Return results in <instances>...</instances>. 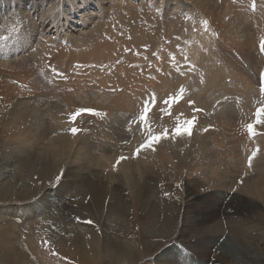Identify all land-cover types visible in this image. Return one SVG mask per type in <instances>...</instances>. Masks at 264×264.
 <instances>
[{"label": "bare ground", "instance_id": "1", "mask_svg": "<svg viewBox=\"0 0 264 264\" xmlns=\"http://www.w3.org/2000/svg\"><path fill=\"white\" fill-rule=\"evenodd\" d=\"M24 1L5 0L4 6L14 7L19 16L4 15L0 7V133L14 145L9 150L21 155L14 153L13 165L0 166V173L5 170V178L10 177L0 182V200L22 201L34 189L26 178L52 180L65 168L67 176L78 172L79 180L61 184L58 194H80L77 203L67 199L80 207L79 214H93L108 226L116 212H125L128 196L132 197L136 205L147 206L144 224L152 234L174 230L178 238L190 242L192 255L186 256L175 244L144 261L135 243L119 242L105 231L76 230L59 213L67 196H62L63 200L57 197L59 203L52 205L40 189L38 196L36 193L23 202L26 205L0 207V264H232L226 254H211L207 239L226 233L243 247L254 242L264 246V122L255 124L251 115L252 100L259 93L256 79L233 58L235 50L261 49L258 40L264 36V0H254L255 9L253 0H108L107 6L101 0H28L22 6ZM110 11L128 16L129 22L113 26L101 39L95 33L108 25ZM27 14L33 16L37 31L26 24L28 20L23 21ZM196 18L197 26L208 18L211 30H204L202 24L191 33ZM75 26L79 30L72 32ZM140 45L147 50L136 57ZM259 54L264 56L262 51ZM20 56L21 64L17 62ZM194 58L191 69L181 65ZM75 62L83 66L75 67ZM92 63L104 67L94 69ZM47 64L65 74L46 70ZM91 80L96 85H89ZM181 86L194 91L172 105L171 115H158L154 110L165 107L162 100ZM119 88L123 89L117 91ZM82 89L90 94L85 101L70 98L71 92ZM152 95L157 105L148 114L147 124L156 123L151 126L153 134L168 129V138L134 155L147 138V124L142 130L138 120L132 129L125 123L139 115L143 101ZM225 95L235 100L232 108L224 106L226 102L218 105ZM196 106L208 110L209 115L193 112ZM84 107L104 109V120L112 118V125L100 124L88 115L72 121L71 115ZM177 117L180 123L194 118L198 126L190 129L191 135L173 139ZM249 121L254 122L255 135L245 130L244 123ZM74 122L84 132H64L63 128ZM205 125L213 126V132L203 133ZM189 140L192 145L186 147ZM183 151L192 158L189 166L183 165L185 176L179 178L185 185L182 194L178 192L181 201L174 203L177 212L166 202V207L159 208L158 200L148 196L157 177L151 173L156 167L166 172L167 166L184 163L180 158ZM253 151L257 155L249 166L248 156ZM121 156L126 159L117 164ZM86 195L89 198L85 199ZM35 212L40 219L31 220ZM180 212L189 215L175 228ZM51 219L59 224L49 234L44 225H51ZM37 228L40 237L48 234V242L58 241L60 255L56 258L61 262L46 258L37 247L32 239ZM259 261L264 264V254Z\"/></svg>", "mask_w": 264, "mask_h": 264}, {"label": "rangeland", "instance_id": "2", "mask_svg": "<svg viewBox=\"0 0 264 264\" xmlns=\"http://www.w3.org/2000/svg\"><path fill=\"white\" fill-rule=\"evenodd\" d=\"M26 2H28V0L24 1L22 6H24L25 4L27 5ZM100 2H103L102 4L105 3V6H107L108 0H101ZM0 3H1L0 7H1L2 14L4 13V15L8 14L9 16H13L14 14H16V12H18V10L15 11L14 7H10V5H6V7H5L4 6L5 0H0ZM4 7H5V9H3ZM64 7H66V6H64ZM26 9L22 8V10H26ZM66 9H67V7H66ZM29 10H30V8H28L26 11L28 12ZM27 15L29 17L25 16V19L23 18L24 20L23 19L22 20L24 22H25V20H28V21H26V24H31L32 29L37 27L36 29H33L34 31H37L38 26H37V24L34 23V20L31 19L33 16L31 17L29 14H27ZM16 16H19V14L18 15L16 14ZM34 18H36V15H34ZM30 22H32V23H30ZM73 28L74 29L72 32H74L76 29L79 30V27L75 26ZM241 38L244 41L250 40L247 37H241ZM259 52H261V49L250 46V47L242 49V50H235V52L233 53V56H234L233 58L237 61L238 66L244 72H246L247 75H249L250 77L255 78V79H256V77H255L256 72L258 70L260 71L261 66L264 65V56H261L259 54ZM238 53L240 56L237 55ZM25 61H28V59H26ZM17 62L19 64L22 63V56L19 57V60ZM184 88L187 90V94L184 93V95H186V96H189L191 94V91H194L193 89L190 90L187 87H184ZM89 95L90 94H89L88 90L82 89V90H77L75 92H71L70 98L74 99V100L85 101L87 99V96H89ZM228 119L231 121H236V119H233V118L228 117ZM2 139L3 138L1 137V133H0V166L4 165L5 163H8V162L13 165L14 164V162H13L14 153H16L15 155H18L17 157H21V155L17 152L10 151L9 147H11L12 144L9 141H5L4 139L3 140ZM189 144L192 145V141L189 140V142L186 144L188 146H186V147H189L190 146ZM12 146H14V145H12ZM13 149H14V147H13ZM183 153L181 154L180 158H182V160H184V163L181 161L179 163H175V167H173V168H172V166H167L166 172H165V170L156 167L153 169L154 171L151 173V175L153 177H155V175L158 177L159 173L161 174L158 178L155 177V180H156L155 186L152 189V191L149 192V195H148L151 200L153 198H156V200H158L159 203H156V205L158 204L157 206H159V208L166 207V205L164 204V202H166L169 205V208L171 205H173V210H172L173 212H175V211L177 212V210L174 209V207H175L174 203L181 201L179 194L180 195L182 194V188L185 185V183H182V185L179 183V178L185 176L186 172H184V171H186V167L189 166L190 159L192 158V156H190L187 152L185 153L183 151ZM183 165L186 167H184ZM65 172H66V169L63 168V171L56 175V177L57 176L61 177L59 181L56 180V177H54L52 180H47V179H43V178L40 179L37 177L26 178L25 180L29 184V186H32L34 188L32 191L33 194L32 193H31V195L29 194L28 197H34V194H36V193L38 196L39 195L38 192L41 189V190H45L44 194L47 195V198L52 200V205H55L58 202L59 197H60L59 199L63 200L62 196H67L65 199L66 202H67V199L72 200L74 202L78 201L80 199V194H78V193L75 195H73V193H69V192H67L63 195H62V192L60 193V195L58 194V192H59L58 186L61 187V184H63V183H73V182L76 183L79 180L80 174L78 172H76L74 174L68 173V176L64 174ZM187 172L190 173L191 170L188 169ZM0 175H1L0 176V182L2 181L3 183L8 181L9 180L8 178H10V177L5 178L7 175V172L5 170L3 173H0ZM72 175H74V176H72ZM157 179H159V180H157ZM3 180H6V181H3ZM182 180H184V178H182ZM3 183H0V184L2 185ZM22 184L23 183H21V185ZM231 190L232 189H230V191H229L230 196H232L231 194H233V192ZM114 191H115L114 193H117V190H114ZM124 192H126V191H124ZM178 192H179V194H178ZM224 192H226V191H224ZM211 194L212 195H218V191H211ZM117 195H118V193H117ZM125 195L128 196V193L126 192ZM28 197L24 198L22 201H17V202H15V201L11 202V201H6L5 199L4 200L2 199V200H0V207L7 208V207H10L11 205H13L11 207H14V206L21 207L22 205H26L23 202L28 200L29 199ZM87 198H89V195H86L85 199H87ZM21 203H23V204H21ZM67 203H66L65 207L67 206ZM76 203H68V206L66 208L65 207L61 208L60 207L61 205L59 206L60 207L59 213L62 214L61 217L63 218V220H65L68 224L74 226L76 228V230H84V229H93L94 230L95 229L94 230L95 234H96V232H98L100 234L101 231H105V232H108V234H110L111 237L113 236L115 240L117 239V241H119V242L126 243V241H127V242H130L133 244L135 243L136 247L141 248L142 253L140 254L139 258H141L142 260L144 259V261H146V260L149 261V259L155 258V256H158L167 247L174 246L175 244H177L179 246L181 251L182 250L184 251L186 256L189 257V255H192L190 253V250H189L190 246H191L190 242L189 241L184 242L181 238H178L177 234H174V230H172L171 234H168L169 231H162V233L155 234V235L152 234L151 233L152 229L147 228L148 224H146V223L144 224V222L146 221V215H148V214L145 215V213H143V212L147 209V206H144L141 203L136 205V202H135V200L132 199V197L130 198L128 196V202L126 204L127 208H126L125 212L124 211H122V213L118 212L119 214L116 212V214H114V216L116 218L113 219L110 222V224L107 223L108 226H103L104 224H102V222H101L102 220L98 221L99 219L92 216L93 214H91V215L85 214L84 216L79 214V212L81 210H80V207L76 205ZM207 205H209V204H207ZM2 210L3 209H1L0 212H2ZM10 211L11 210L9 209L8 212H10ZM20 212L21 211L18 210L17 213L20 214ZM123 214H125V215H123ZM142 214H144L143 215L144 217L142 216ZM180 214H181V212H180ZM188 215L189 214H185V215L181 214L179 219H178L179 220L178 226H176L175 228L179 227L180 226L179 222H181V220L183 221ZM20 216L26 217V215H20ZM183 216H184V218H183ZM30 219L31 220L40 219L39 214H37L36 212L32 213ZM57 224H59V223L56 222L54 219H51V225H48V226L44 225V227L48 229L49 234H50L51 231H54L55 226ZM41 228L42 227L40 226L39 230H42ZM34 232H36V233H34L35 235L33 234L34 237L32 236V239L35 242V244H37V247L43 252V255L46 258L48 257V259L52 260L53 262H56V261L61 262L58 258H56V257H58V255H60L59 254L60 250H59L58 241L48 242L47 241L48 239H46V238H48V234L45 235L44 233H43V235H44V238L46 240L43 237H40V235L38 233V228ZM121 237H123V238H121ZM211 239H207L209 244L212 245V247L210 248V251L212 252L211 254H214L217 251L221 252L224 255L226 254L228 257L230 256L231 259L234 261L232 264H235V262L241 263V262H243V260L244 261L245 260H248V261L253 260L252 262H250V264H261V262L259 261V258L261 257V259H262L263 254H264V250H263L264 246L262 245L261 242H254L255 245L249 243L248 245L243 247L242 244H239L238 242L234 241L226 233L222 234L221 236H217V237H214ZM148 249L150 250V252H148ZM142 260H140V261H142Z\"/></svg>", "mask_w": 264, "mask_h": 264}, {"label": "snow or ice", "instance_id": "3", "mask_svg": "<svg viewBox=\"0 0 264 264\" xmlns=\"http://www.w3.org/2000/svg\"><path fill=\"white\" fill-rule=\"evenodd\" d=\"M252 8L255 9L254 0L252 3ZM202 23L205 26V30H207V21L205 20ZM260 48H261V51L264 52V38H261ZM184 92H185V89L183 88V86H181L174 95H170L167 99L163 100L162 103L165 107L160 108L161 113L165 115H171L172 105L179 103L183 99ZM260 94L262 97H264V71H262L260 74ZM188 103L191 105L193 102L189 100ZM156 105H157V100H156L155 95H152L148 99H145L143 101V106L139 112L138 117H136V119L139 121V124L142 130L145 129V125L147 124L148 114L153 110L154 107H156ZM194 111H200V109H194ZM83 112H88L92 115H97V116L103 115L102 113L96 112L95 110L90 109V108H81V109H77L76 112H74L71 115L70 119L72 121H75L76 117L79 116ZM255 116H256L255 124H260L264 122L261 119L262 117H264V104H262L260 107L256 109ZM177 121H178L177 126L172 130V133H173L172 138L175 139L176 136H179L182 134L191 135L190 129L193 127L194 120H191V119L184 120L182 123H180L179 117H177ZM245 128L250 136L256 134L253 123L246 124ZM70 131L73 135H75L79 131V129L71 128ZM146 131H147V138L143 143H141L136 148L134 155L138 154L142 150L153 148V145L158 144L162 139L168 138V129H164L159 134H153L152 128L149 125L147 126ZM256 155H257V151H253L252 154L248 157L249 166L251 165L252 159ZM123 159H126V157L121 156L117 160L116 163L119 164L120 160H123ZM60 178H61L60 176H57L56 180L59 181Z\"/></svg>", "mask_w": 264, "mask_h": 264}]
</instances>
